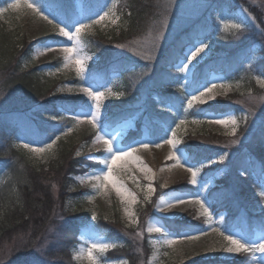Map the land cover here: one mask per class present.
I'll use <instances>...</instances> for the list:
<instances>
[{"label": "rangeland", "instance_id": "obj_1", "mask_svg": "<svg viewBox=\"0 0 264 264\" xmlns=\"http://www.w3.org/2000/svg\"><path fill=\"white\" fill-rule=\"evenodd\" d=\"M83 1H75L76 12L81 15L84 7ZM161 1L169 5L168 8H171L175 2L179 3V0ZM232 1L234 4H237V8L235 7L227 17L221 18L218 39L213 41L210 39L198 40L207 43L209 47L205 49V53H201L197 57L198 62L193 61L195 68H191L190 66L189 73L180 72L178 70L179 65L184 62L185 58L173 66L177 71L178 78L171 80L176 84H182L183 90L186 91L185 98L181 99L184 102L185 108L187 107V99H190L193 94L198 95V89H201L203 85L211 86L212 83L232 85L231 90L227 91V95H217L215 100H209L207 103L194 101L193 108L189 109L196 115V117L193 116L195 118L192 120H186L182 116L172 120L170 117L153 115L152 112L156 111L157 107L163 110V108L169 109L170 106L171 111H176L178 107L176 104H173L172 100L167 99L166 104L163 105L160 97L152 90L156 84L158 86L163 83L166 84L164 81L168 80L167 78L169 76L166 77L164 75L163 78L158 77L157 79V76L152 77V73L154 70L160 69L158 59L163 57L162 48L165 45L174 44L173 42L179 34L177 31H184L190 20H195V22L200 20L198 17H201L200 15H203V13L209 15L206 12V8L213 10L211 12L212 14H210L211 16L216 15L220 19L216 14L217 10H214L213 7L216 5V8L219 10L221 6L231 4L229 0H218L215 5L214 0H185L181 9H178L179 14L169 15L168 13L166 19L167 26L164 29L163 39L159 42V46L153 53L151 60L144 59L137 53L144 50L142 45L148 38V34L155 29L154 26L146 27L142 33L135 35L136 37L120 38V34H118V40L114 42L108 41L111 45V48L108 50L125 56H136L142 64L146 61L145 64L147 66L150 62L148 67L149 71H147L148 74L146 78H143V87L138 88V90L134 89L133 91L140 93V100L135 103L123 101V99L114 102V104H127L136 108H132L121 115H114L116 120L111 122L114 119V117H111L112 120L109 125L106 124L108 116L105 104L110 99H113V97L122 98L120 95L121 91L118 87L124 84V76L114 72L110 76L111 81L107 84L97 83L95 80L90 79V73L93 67L99 62V56L98 54L90 53L87 46L85 47L84 51L92 57V60L88 62L84 81H80L78 84L69 79L64 81L58 89H64L60 93L65 98L82 96L88 105H91V101L88 100L85 94L79 92L69 93L67 89H75L79 86H91L93 90L106 92V96L101 104V125L110 134V137L114 138L115 148L128 149L130 147H137L139 149L135 155L140 158V162L129 164L128 167L131 171L121 173V179L127 188L136 193L137 203L130 205V208L135 217L138 218V224L132 227L128 226V217L124 210L125 205L121 203L120 198L114 190H111L106 197L96 195L94 201H88L87 197L89 195H95V190L91 183H81L79 178H83L87 174L102 168L103 165L100 164V160L107 153L102 145H93L95 132L90 124L82 123L77 125L74 123L73 130L67 135H63L62 139L66 141L75 140L76 154L79 152L80 155L84 156L81 166L77 171L68 167L65 172H62L55 179L51 207L46 206L37 210L29 209L25 215L28 216L27 221L21 227L8 233L0 241V264H69L71 261L79 264H87L86 261L74 258L85 240H96L99 237H103L105 242L118 243L111 239L105 232L96 230L92 224L81 230H76L75 228L73 230L69 229L70 223L66 220L63 211L64 192H73L74 188H79L84 192L82 196L84 208L92 210L96 214H101L109 224H115V228L128 238L129 242H131L130 244L133 246L131 255L132 260L134 259V264H196L200 261H204L207 264H257L252 259L251 253L226 254L219 250L208 253L203 252L202 249L206 245H214L219 248L220 243H224V241L218 234L212 232V227L207 220L206 214L203 213V210L198 204L194 203L196 197L203 199L205 204H207L208 200L216 198V210H212L207 205L206 207L212 213V224L222 231H225L226 234H232L245 240L264 236V227L262 226L254 227L250 230L246 226L232 224L233 218L236 220L235 215L232 213H236L239 204L241 206L243 204L258 206L259 210L255 213L258 216L259 214L264 215V196L260 195L261 191H264V186L262 183L253 185L251 175L247 173L246 168L239 167L238 164H233L236 162L234 160L239 154L246 155L249 152L251 154L254 152L255 158L258 160V165L264 166V148L260 146L261 141L255 139V136L264 127V101L252 107L251 113L248 111L249 105L239 103V101L247 99L249 92L257 98L264 96V88L255 79L257 76L264 79V73L262 69L257 67L260 53L258 49L257 51L255 49L258 47L254 48L255 52L253 54L251 53L252 55L246 54L245 57L244 55L238 54L242 50V47L252 41V38L249 37L250 33L247 32L245 27L239 31L224 28V23L228 21H245L246 25L251 24L253 27H256L255 29L257 31L259 28H264V0ZM13 2L14 0H10L6 5L0 7L6 8L8 4ZM37 2L43 6L46 14L51 13L46 8V3L43 4L42 0H37ZM111 2L112 0H110L107 7L110 6ZM107 7L97 14H103V11H106ZM97 14L92 18H98ZM116 14L118 15V7ZM248 14H251L255 18V22L251 19H245ZM56 18L63 22L61 18L57 16ZM1 23H5L9 29H21L28 40L34 42L33 48L31 49V63L34 65L47 66L56 59L63 60V53L60 51V48L70 46V42L66 37L58 35V32L47 21L38 17L31 9H27L23 2L19 9H10L0 16ZM118 24L119 21L116 24L105 21L101 25H95L92 32L94 34L100 33L101 35H106L112 30L115 31ZM88 35L92 34H84V40L85 36ZM50 37H58L59 39ZM136 41H139L140 45L133 43ZM46 44L56 45V50L47 52L36 58V49ZM120 45H125L126 47H121ZM192 45L186 46L185 56ZM134 48L135 51H133ZM201 57L203 58L201 59ZM228 57L236 58L235 61H238V64H235L234 61L230 65L228 60L225 59ZM255 68H257L256 71ZM55 71L54 74L57 77H65L68 79L70 76H77L74 68L62 71L55 69ZM227 72L231 73L228 75L226 74ZM252 78L255 79L257 87L250 89L247 84L251 83ZM237 85H239L238 88L236 87ZM108 89L111 90V93L107 92ZM214 91L221 90L216 89ZM231 101L235 104L233 106L236 109L227 111H218L216 108L211 109L220 104L228 105ZM184 106L182 105V107ZM88 110L89 108H79L75 113L70 114V117L72 118L73 115ZM230 115L235 116L239 123V128L235 136L228 135L227 133L230 129L223 125L208 123L209 118H226ZM241 117H246V120H242ZM180 119L186 120V123L177 130V139L181 141L177 145V154L182 157V160L190 156L183 146V138H186L189 144L197 146L200 149H216L218 152L212 159L219 161L220 155L224 154L226 156L223 161H219L211 167H205L201 171L200 176H198L199 183L196 185L189 183L190 173L186 172L183 168L173 167L175 161L167 159L171 152L169 145L163 144L159 148L155 146L156 143L162 144L166 135L170 138L169 128L175 129V125ZM194 119H201L203 122L193 124L192 121ZM232 140H236L237 142L233 144L231 143ZM22 143L25 142L22 141ZM141 143H148L150 147L147 149L141 148ZM28 144L33 147H40L37 144ZM49 153L42 154L41 156H35L30 153V156L33 161L42 162L46 160L45 158ZM89 157H95V159H90ZM190 163L198 166L194 160H191ZM144 165H147L148 168L152 169V173H154L151 181L146 179L145 172L140 170ZM161 169H164V171H161ZM213 173H215V179L211 180L210 177ZM130 176L136 178L141 188H137L136 183L129 178ZM206 178H209L207 183H205ZM149 183L155 188V193L151 196L150 201H145L146 185ZM162 185L166 186L162 187ZM205 190L208 191L207 194L204 193ZM172 193L184 195L193 202L177 205L163 212L159 211L157 205L160 204L161 197L163 196L167 200ZM221 193L225 195H221ZM70 201V204L74 203L71 199ZM228 202L232 204L230 207L233 210L232 213L224 206ZM150 223L162 227L165 232L172 234V236L177 238V244L173 245L172 248L161 247V242L165 237L161 233L147 232ZM138 232H143V236L137 235ZM202 232H207L208 235H201L199 241L189 242L180 239L185 233L199 235ZM173 248L177 251L174 252ZM165 252H168L169 255L165 256L163 254ZM256 255L259 257L261 254L257 253ZM103 260L104 264H130L126 256L111 253V249L103 254Z\"/></svg>", "mask_w": 264, "mask_h": 264}, {"label": "trees", "instance_id": "obj_2", "mask_svg": "<svg viewBox=\"0 0 264 264\" xmlns=\"http://www.w3.org/2000/svg\"><path fill=\"white\" fill-rule=\"evenodd\" d=\"M9 1L0 0V6L6 5ZM42 1L43 4H47L46 8L51 13L67 23L92 18L110 3V0H84L81 15L76 12V0ZM214 2L215 5L218 0H214ZM229 2L231 4L221 6L219 10L216 5L213 7L214 10H217L216 14L220 19L216 15L211 16L213 10L206 8L209 15L203 13L200 15L201 17H198L200 20L196 22L190 20L184 31H177L179 34H176L174 44L165 45L162 48L163 57L158 59L160 65L157 63L160 69L154 70L152 77L157 76V79L158 77L163 78L164 75L169 77L168 80L164 81L166 84L163 83L159 86L156 84L152 90L160 97L163 105L166 104L167 100H172L178 108L176 111H171L168 108L162 110V108L157 107L156 111L152 112L153 115L170 117L172 120L179 116L185 117L186 120H192L196 117L192 110L185 112L184 104L179 102L185 98L186 91L183 90L182 84L172 82L171 79L178 78L177 71L173 66L185 58L186 46H190L198 40L210 39L213 41L218 39L221 18L227 17L237 6L232 0ZM184 3L185 0H179V3L175 2L171 8L167 9L165 17L166 3L161 0H120L118 6L120 19L117 29L108 32L106 35L97 33L85 36L89 52L99 56V62L93 67L90 79L97 83L107 84L111 81L110 76L114 72L124 76V84L118 87L121 93H124L121 95L122 98L113 97L105 104L108 116L107 125L112 120L111 117H114L111 122L116 120L114 115H121L132 108H136L127 104H114V102L123 99V101L135 103L140 100V93L133 91L143 87V78H146L148 74L150 63L147 66L145 61L143 63L145 65H143L136 56H125L108 50L111 48L108 41L118 40V34H120V38H131L142 33L148 26L156 28L163 19H167L168 13L169 15L179 14L178 9H181ZM255 28L251 24H245V29L250 33L249 37L252 38V41L242 47L238 54L245 56L246 54H253L258 49L260 56L257 67L262 69L264 73V31H261L264 28L258 27V31ZM50 38L59 39L58 37ZM33 44L34 42L29 41L21 29H9L5 23L0 24V241L27 221L28 216L25 215L29 209L37 210L46 206L51 207L55 179L68 167L77 171L84 160L83 155L77 156L75 152V140L66 141L62 139V133L67 128L74 127L75 122L70 114L82 108L81 105L85 104L86 101L82 96L65 98L58 89L66 80L70 79L78 84L81 80L78 76H70L66 79L54 74L55 69L62 66L63 60L61 59H56L47 66L31 63ZM254 48H256L255 51ZM225 59L232 65L236 58L228 57ZM235 64H238V61H235ZM256 70L257 68H255ZM230 73L227 72L226 74L229 75ZM247 86L250 89L256 88L255 79L252 78L251 83ZM233 105L235 104L231 101L228 105L220 104L211 109L216 108L218 111L236 109ZM52 116L56 118L52 119ZM57 135H60V140L47 155L46 160L42 162H35L30 159L28 150L20 147L24 144L22 141L41 147L51 142ZM255 139L260 140V146L264 148V127L255 136ZM186 141L187 139L183 138V146L197 164L201 160L213 158L218 152L216 149H200L189 144L188 141L186 143ZM234 162V165L238 164L239 167L246 168L247 173L251 175L253 185L262 183L264 186V166L258 165L254 152L253 154L249 152L246 155L239 154ZM83 193L79 188H74L73 192H64L63 211L66 220L70 223L69 229L81 230L92 224L96 230L105 232L111 239L118 242L117 247L111 249V253L126 256L128 263L134 264L131 255L133 249L131 242L121 231L115 228V224H109L101 214L84 208ZM204 193L207 194L208 191L205 190ZM70 199L74 203L70 204ZM208 201L206 205L212 210H216V198ZM231 205L228 202L224 206L232 213ZM258 210V206H248L247 204L241 206L239 204L236 213H232L236 217V220L233 218L232 224L246 226L250 230L258 226L264 227V215L259 214L258 216L255 213ZM93 213L96 215L95 220L92 219ZM69 264L79 263L71 261ZM196 264L207 263L200 261Z\"/></svg>", "mask_w": 264, "mask_h": 264}, {"label": "snow or ice", "instance_id": "obj_3", "mask_svg": "<svg viewBox=\"0 0 264 264\" xmlns=\"http://www.w3.org/2000/svg\"><path fill=\"white\" fill-rule=\"evenodd\" d=\"M26 6L27 9H31L38 17L45 20L52 26L54 30L58 32V35L62 37H66L70 42V46H64L60 48V51L63 53V65L62 68H58L57 71L73 69L76 75L79 77L81 81L85 79V73L88 68V62L92 60V57L84 51L86 47V43L84 40V34L91 33L95 25H101L105 21H110L112 24H116L120 17L116 14L117 7L119 4V0H112L110 6L107 7L106 11H103V14H97L98 18L89 17L86 21H75L73 23L62 22L56 18L52 13H45L43 10V6L37 2V0H14L13 3L8 4V6L0 7V16L4 13L8 12L10 9L15 10L21 7V4ZM169 5H165L164 15H167V9ZM246 11V10H244ZM51 17V18H50ZM245 19H251L255 22V18L248 14ZM167 26V20L160 23L158 27H156L152 32L148 34V38L142 45L143 51L138 52V55H141L144 59L151 60L153 58V53L159 46V42L163 39L164 29ZM245 27V21L232 22L228 21L224 23L225 29H234L236 31L241 30ZM261 31H264L262 29ZM137 45H140L139 41L133 42ZM121 47H126L125 45H120ZM56 45L46 44L40 48L36 49V58L41 55L46 54L47 52L55 51ZM209 45L203 41H197L192 45L189 49L188 53L185 56L184 62L179 65V71L183 73L190 72L191 68H195V64L193 61H197V57L200 56L201 53H205V49H207ZM135 51V48L133 49ZM203 57H201L202 59ZM198 62V61H197ZM51 74V73H50ZM256 81L259 85L264 88V79L257 76L255 77ZM237 88L239 85L236 86ZM232 85L225 84H215L212 83L211 86L203 85L201 89H198L199 94H193L190 99H187L186 104L187 107L184 109L187 112L189 109L193 108V102L199 101L200 103H207L209 100H215L217 95H227V91L231 90ZM216 89H220L221 91H214ZM60 91H64V89H60ZM67 91L69 93L79 92L85 94L89 101H91V105L87 103L81 105L82 108H89L88 111H82L79 114L73 115L72 119L75 121L77 125L82 123H88L92 126V129L95 132V138L93 140V145H102L107 153V155L100 160V164L103 165L99 170L93 171L83 178H79L81 183H91L93 189L95 190V195H89L87 197L88 201H94L96 199V195L108 196L111 190H114L117 196L120 198L122 204L125 205V213L128 217V226L132 227L138 224V218L135 217L134 213L131 211L130 205H134L137 203L136 193L129 190L121 179V173L125 171H131L129 169V164L140 162V158L135 155L138 152L137 147H130L128 149H119L114 147L113 139L110 137V134L104 129V127L100 123V115H101V104L103 99L106 96L105 91L93 90L91 86H79L75 89L68 88ZM108 93H111V90H107ZM122 95V93H120ZM243 95V94H242ZM264 101V96L259 98L253 96L251 92L247 94V99L239 101L241 104L249 105L248 111L251 113L252 107H254L257 103ZM180 103H184L183 101H179ZM170 110V106H169ZM55 119V116L51 117ZM242 120H246V117H241ZM203 121L201 119H194L192 121L193 124H200ZM186 123L185 119H180L179 122L175 125V129L169 128L170 138L169 136H165L163 139V143H156V147H162L163 144H167L171 148V152L167 159L174 160L175 164L173 167L183 168L186 172L190 173V181L192 185H196L199 183L198 176H200L201 171L205 167H211L212 165L217 164L219 161H223L226 156L224 154L220 155L219 161L216 159H206L198 162V166L196 164H191L190 161L193 159L192 156H188L186 159L182 160V157L177 154L178 149L177 145L181 143L179 139H177V130L181 128L182 125ZM209 124H218L223 125L226 128H229L228 135L235 136L236 132L239 128L238 120L235 116H227L226 118H209ZM73 129L71 127L67 128L62 134L67 135ZM60 140V135L55 136L51 142L44 144L41 147H33L28 143L22 144L20 147L28 150L29 153L34 154L35 156H41L42 154L49 153L54 148L56 142ZM237 141L232 140L231 143L235 144ZM141 148L147 149L150 147L148 143H141ZM77 155H80L77 152ZM32 157H30L31 159ZM90 159H95V157H89ZM141 171L145 172L146 179L151 181L154 177V173H152V169L148 168L147 165H144ZM164 171V169H161ZM130 179L136 183L137 188H141V185L136 180L134 176H130ZM209 178L205 179V183L208 182ZM211 180L215 179V173H213L210 177ZM166 185H162L164 187ZM143 190V189H142ZM155 193V188L151 183L146 185L145 192V201H150L151 196ZM221 195H225L221 193ZM261 196H264V191H261ZM184 195H178L176 193H172L169 195L168 199L165 200L163 196L161 197L160 204L157 205L159 211L163 212L177 205H183L187 203H191ZM194 203L198 204L200 208L203 210V213L206 214L207 220L212 227V232L218 234L219 237L222 238L224 243H220L219 248L214 245H206L202 251L205 253L214 252V251H223L226 254H236V253H251L252 259L257 262V264H264V236H259L256 238H250L245 240L241 237H237L232 234H226L225 231H222L220 228L215 227L212 224V213L206 207L205 201L199 197H196ZM92 219H96L95 213L92 215ZM147 232L149 233H161L164 235V239L161 242V247H169L172 248L173 245L177 244V238L172 236V234L165 232L162 227L155 226L153 224H149L147 228ZM137 235L143 236V232H138ZM201 235L207 236V232H202L201 234H190L185 233L181 240L185 241H199ZM117 247L115 242L109 243L105 242L103 237H99L96 240H85L84 244L80 246L79 251L75 254L74 258L81 261H86L87 264H104L103 254L107 252L109 249H113ZM173 251L177 250L173 248ZM257 253L261 255L257 257ZM165 256H168L169 253H163Z\"/></svg>", "mask_w": 264, "mask_h": 264}]
</instances>
